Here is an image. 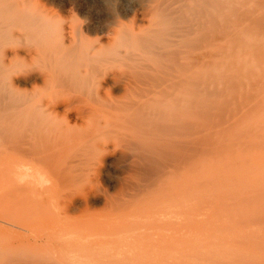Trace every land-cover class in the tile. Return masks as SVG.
Returning <instances> with one entry per match:
<instances>
[{"label":"bare ground","instance_id":"6f19581e","mask_svg":"<svg viewBox=\"0 0 264 264\" xmlns=\"http://www.w3.org/2000/svg\"><path fill=\"white\" fill-rule=\"evenodd\" d=\"M37 1L0 0V119L7 125L0 127V138L9 140V151H14L9 166L19 157L36 160L55 177V185L48 194L39 195L23 187L30 214L26 228L30 235H38V244L34 250L11 252L7 260L10 264H53L46 255L36 253L42 248L65 253L66 261L54 258L66 264L71 257L83 264H136L142 244L153 252L150 258L139 256L146 264H185L187 250L193 249L188 236L198 231L202 215L205 159L214 158L219 150V131L211 136L206 130L218 122L223 113L218 111L226 103L216 96L220 106L224 103L216 111L215 95H219V83L226 88L236 84L237 60H249L248 36L255 32L252 29H262L263 20L232 23L240 16L233 13L236 20L225 18L226 24L220 20L228 17L223 9L228 8L224 10L228 13L242 8L239 0L241 7L237 5L235 11L230 10L234 4H229L234 0L227 1L231 7L224 0H125L133 18L127 23L121 16L114 17L106 26L107 33H102L104 41L103 35L92 37L72 24H56L55 16ZM247 1L252 7L260 6L255 0ZM248 60L239 62L240 66H247ZM254 83L248 86L259 82ZM258 102L263 108L264 103ZM258 102L243 113L249 114ZM239 133L241 140L243 132ZM238 135L234 137L240 141ZM86 179L88 188L83 183ZM100 181L107 187L100 186ZM53 200L58 211H53ZM98 206L108 212L92 213ZM78 212L82 215L73 216ZM144 214L156 218L154 228L151 223L146 226L150 235L155 227L159 230L154 238L135 229L139 227L136 219ZM68 232L77 233L78 238L62 241L60 234ZM145 235L152 240H145ZM198 259L199 263H193L208 262ZM232 260L227 261L235 264Z\"/></svg>","mask_w":264,"mask_h":264},{"label":"rangeland","instance_id":"374dc122","mask_svg":"<svg viewBox=\"0 0 264 264\" xmlns=\"http://www.w3.org/2000/svg\"><path fill=\"white\" fill-rule=\"evenodd\" d=\"M227 1L230 2L231 0H226V1L224 0V2L226 3V4L224 3L226 7L229 6V5H227ZM234 1H235V3H233ZM234 1L232 3H229L231 5L234 4V6H235V7L229 6V7H231L230 10H232L234 8H235L234 11L237 10L238 7L239 8L241 7L239 5V4H241L242 8L243 7L245 8L244 9L245 11L247 8V10L253 9L252 12H255V11L256 12L252 13L250 10L246 11V12L245 11L241 12L242 8L240 9L241 11L238 9V12L240 11V13H238L237 11H235L237 13H235L233 11L228 12L229 14L231 13L230 17L232 15V13L234 15L236 14L237 16L239 14L240 16H238V20H236L235 19L236 17L235 18L234 17L229 18V14L227 13V11H224V10H227L228 8L223 9V12H225L228 17H223L222 15H224V13L221 14L222 13V7H220L221 8L220 14L223 17L220 20H222L224 23L226 21V23H227L229 21L228 19H231V21L234 19L236 21L235 22L232 21V23H238L239 20L242 19L239 22L241 24L242 23L245 24L244 22H246V24L249 22H251V24H255L256 22L254 20L257 18V19L263 20L262 21L263 27H262V29H260V28L259 29L258 28L252 29V30H255V32H251L250 33L251 35L248 36L247 44L252 45V46L250 45L252 49L248 51L250 53L249 54L250 57L248 55L249 60L248 59H241V61L243 63H246L245 61L248 60L249 64L246 66L245 64L242 63V66H240L241 64L239 62H241V61L237 60V61H239V62H237L238 70H237V73H235L236 76L233 75V76H235L233 78L234 79L236 78L237 82L240 80L238 82L239 83L238 85H240V86H236V84H237L236 81H234V82H236L234 87L231 86L229 88H226L227 86L223 85L225 87L224 88L222 86L223 82H222V84L219 83L218 90H220V91H218V93H217L219 95H215V98L217 96L221 100L223 97L221 102L225 101L226 102L225 104H228V105L225 106V104L222 103L221 106H223V104H224V106L221 108V110L219 109L220 111H218V107L220 108L221 106L219 105L220 100H218L216 98V101H218V102H215V103L216 104L218 103V105L215 106L216 107L215 109H217L216 111H218V113H221V112H223V113L220 114V118H219L220 122L218 120V122H216V124L213 127L209 126V128L206 129L207 131L210 132L209 134L211 136L212 135L214 136V131H219L216 133V138L217 139L220 138V140L218 139L216 141V144L218 142V145H216V147H219V150H218V155L215 156L214 158H213V156H211V157L205 159V164L203 167L204 189H203V196H202V207H203L202 215H201V219H200L199 228L197 229L198 231L192 232L188 236V245H189L190 249L193 248L195 251L197 250L196 252H198V250H200V252L203 251V253L201 252V254H200V252H198V253L200 255L204 254L203 257L205 256L204 258H206V259L202 258V259H204V261H207V259H208V262H209V261H212L213 259H215V261L218 259V261H219V262L217 261L218 264L219 263L220 264L221 263L234 264L231 262L228 263L229 261H227V260H232V258L234 257L232 262H234L235 259H237V258H242L241 260H243V262L240 259H239V261L236 260L235 264H237V262H238V264H246V263L251 264L252 262H253L252 264H254L255 262L253 261V259H255L257 262L255 264H258L260 259H262L264 261V257H262V254H261V253H264V210H263L264 209V187H263L264 186V175H263V173H264V168H263L264 167V125H263L264 124V122H263L264 121V105L262 108L261 106H259V102H258V100H259L260 102L264 103V99H263L264 97L263 98L261 97L262 95H264V89H263L264 88V85H263V83H264V19H263L264 18L263 17L264 16V9L263 8L264 7H262L264 4L263 3L264 1L263 0H261V1L255 0V2H257V4H259L260 6L256 5V6H259V8H257V7H254L255 5H253V7L258 9V10L254 9L251 6L252 3L247 1V0H244L245 2L239 0L238 1L239 4H237V0H234ZM246 1H247L248 5L245 4ZM259 1H260V3H259ZM242 2H244L243 4L245 6L242 4ZM37 3L40 7L46 8L47 11L50 12V14L55 16L56 24H69V25L72 24V26H75L74 27L75 29H77V28H78L77 30L82 29L83 31H85V33L87 35H88V33H90L92 35V37H96L98 34H100V35L106 34L107 33V30H106L107 27L106 26H107V24H112V20L114 17L121 16V19H123L125 22L127 21V23H129L130 19L133 18V14H134L132 12V9L129 8V6L125 2V0H122V1L121 0H38ZM40 3L43 6H41ZM261 4H262V6H261ZM223 5L221 4L220 6H223ZM237 5H238V7H237ZM248 6H249V8H248ZM246 13L247 14L250 13L249 14L250 16L247 15L248 16L247 17ZM251 13H252V15L254 14L253 17H251L252 16ZM257 16H260V17H257ZM137 18H138L137 22L142 23L141 16L139 15V16H137ZM225 18H227L228 21ZM60 19L62 20V23H61ZM221 24H223V23H221ZM103 31H105V32H103ZM103 36H104L103 40L106 41V36L105 35H103ZM255 51H257V52H255ZM261 55H262V57H261ZM238 63H239L240 68L238 67ZM238 71L240 74L238 73ZM227 73L229 75H231L230 73H232V72L230 71ZM238 77H239V79H238ZM241 78L243 79V81L241 80ZM260 81L262 83H260ZM251 82H255V83L259 82V83H256L257 85L254 83V85H256V86H254V87L250 86L249 87L248 85H253V84H251ZM241 83H242V85H241ZM222 87L224 88L223 92H221L222 89H220ZM260 88H262V89H260ZM248 89H250V92L247 95V93H248L247 91H249ZM259 89L261 91H259ZM243 91H245L244 94H243ZM222 93L224 94L223 96L221 95ZM231 93H232V95H231ZM257 93H260L262 95H260L257 98L256 96H258V95L255 96V94H257ZM251 95H252L253 100H254V97H256V99L254 101L258 102V106H255V107H258L259 109L253 107V110L248 112L249 114L243 113V112H246L248 110H251V106L255 105L254 101L251 103V100H250ZM246 96L247 97L249 96L247 98L250 100L249 101L250 103L248 102L249 105L246 102L247 99L245 100ZM235 102L239 103V104L237 103L239 107L237 106V104H234ZM263 103H260V105ZM240 104L241 105L243 104L244 106L243 105L241 106ZM256 105H257V103H256ZM234 106H236L237 108ZM260 108H262V109L260 110ZM256 109H258V111H256ZM224 112H225V114H224ZM255 113H257V114H255ZM223 114H224V116H223ZM252 115L254 117H252ZM247 117H249V119H247ZM4 120L5 119H3L2 121H4ZM0 121H1V119H0ZM2 121L0 123V124H2V125H0L1 129H2V126H4L5 128L7 126V125L5 126V123H2ZM4 122H6V120ZM242 122H244V124ZM207 124H209V123H207ZM252 124H254V125H252ZM234 125L236 127H234ZM247 125L249 128L251 125L252 126L249 129L247 127ZM252 127H253V129H252ZM254 127H256V128L254 129ZM260 128L261 129L263 128V129L261 130ZM247 129H249V130H247ZM246 130L248 131V133H246L247 132ZM226 131H228V134ZM238 131L243 132V135L245 137L244 140H243V135H241V140H240V138H239L240 133ZM249 131H250V133L252 132L253 134H252V136H250L248 138V135H251L249 133ZM260 132H261V134H260ZM254 133H259V134H256V136H255ZM229 134H231V135H229ZM226 135H227V137H226ZM234 135H235V137L238 135L237 139H239L240 141L236 140ZM253 135L256 138H254ZM224 136H225V139L228 140V143L231 142L234 145V142H235V146H233V145L229 146V144L226 143ZM232 137H233V142L231 141ZM222 138L224 141L222 140ZM228 138H230V140ZM234 138H235V140H234ZM252 138H253V140L255 139V141H253ZM256 139H258V140H256ZM260 139H261V143L263 142L262 146L260 143ZM247 140H249V141H247ZM250 140H252V142ZM1 141H3V142H1ZM244 141H247V143L249 142V145L246 142H245V145L241 144V143H244ZM238 142L241 146H239V144H236ZM258 142H259V144L257 145V148H256L255 144H257ZM9 143H10L9 140H7L6 138L5 139L0 138V260H1L0 262L2 264H6V262H7V264L9 263V259L7 260V258H9V254L11 252L19 251V250H23V249L24 250H27V249L28 250H30V249L34 250L33 246L35 244H38V235L36 233L30 235L31 232L27 231V228H26V224H27L28 219L30 217V216L28 217V215H30V214L27 211L26 202H25L26 201V191H24V190H26V189L23 190V187L16 185L15 182L13 181V179L11 178L12 177V175H11L12 167L9 166V163L11 162V159H13V157L11 156L12 155L11 151H13V150L11 149V151H9V149H10L9 146L11 145ZM251 143L253 146H251ZM236 145H238V146H236ZM254 146H255V148H254ZM258 146H259V148H258ZM246 150L248 152H246ZM9 152H11V153H9ZM18 155L19 154L17 153V157H18ZM19 156H21V155H19ZM213 161H214V163H213ZM215 163L217 165H215ZM259 168H260V170H258ZM255 178L257 179V181H255L256 180ZM83 183H85L84 187L88 188L87 187L88 186L87 185L88 184L87 179L85 181H83ZM14 184H15V186H14ZM104 184H105L104 181L103 182L100 181V183H99L100 186L107 187V185L105 184L106 186H104ZM81 185H82V182H81ZM232 185H234V186H232ZM259 186H260V188H258ZM24 188H26V186H24ZM14 189H16V190H14ZM249 190L252 192H250ZM255 190H256V193H255ZM13 192H14V194H13ZM235 194H237V195L235 196ZM228 196H229L230 200H229ZM21 199L25 202V204H23V201ZM15 200H17V201H15ZM18 201H19V203H18ZM223 204H225V205H223ZM223 208H224V210H223ZM96 210H97V212H95ZM235 210H236V212H235ZM92 211L96 214H101V213H107L108 209H105L104 206H100V207L98 206L95 209H92L91 212ZM78 215L80 216V215H82V213L78 212V214L77 213L73 214V216H75V217ZM150 217L152 218L153 216H148V215L144 214L143 216H140L139 218H137L136 223H138L139 227L138 228L136 227L135 229L139 230L138 232H140V233L142 232L141 235H143V233H144L146 235L148 234L149 237H153L156 234L158 229H156V227H155V230H153V232H151V235L149 234L150 229H147V228L150 226V223L152 226V222H156V218H154V219L152 218L154 220L153 221V220H150L151 219ZM143 218H145L147 220H145ZM148 218H150L149 221H148ZM131 220L133 221V218H131ZM143 225L145 227L146 226H148V227L144 228ZM20 226H22V227H20ZM142 226H143V228H142ZM25 228H26V230H25ZM152 228H154V227L152 226ZM137 230L134 233H138ZM151 231H152V229H151ZM154 232H155V234H154ZM140 233L138 235H140ZM158 234H159V232H158ZM141 235L138 237L141 238ZM146 235H145V237H146ZM156 236L157 235H155V237ZM35 238H36V240H35ZM146 238H145V240L151 239V238H147V239ZM141 246H142V244H141ZM141 246H138V247L140 249L142 248V250H144V251L141 250L143 253L141 251L137 252L138 253V259L142 258V257H139L141 255H143V257H145V255H146L148 258H150L152 256L153 252L152 251L150 252V250L148 249L149 252L151 253V255H150V254H148L149 253L148 250H146L145 248H143ZM139 248H138V250H140ZM193 249L190 251L187 250L186 253L188 255L186 254L187 256L185 255V258L187 259V257H188V259H187V261H186V259H184L185 262L187 264H189L190 262L193 263L194 262L193 260L196 261L198 259L197 256H199L200 259H198V261L200 260V263H201V261L203 263H205L201 259V256L199 254H197L196 252H194ZM37 251L38 252H36V253L39 254V256L46 255L45 257H47L53 264H54V262L56 264H58V263L63 264V262H64V264H66L65 263V261H66L65 257H67V256L65 253H64L65 255L63 253H59V255H58V253H56V252L53 253V251H52V253L45 252L42 248L38 249ZM145 251L148 253H145ZM191 251L194 253H192ZM204 251H207V252H205L206 254L204 253ZM7 252H8V255H7ZM210 252L212 255L214 254V252L215 253L217 252L216 254L213 255V256L216 255V257H212ZM219 252H220V254H218ZM164 253H166V251ZM167 253H169V252L167 251ZM155 254H156V252H155ZM190 254H192L191 255L192 258L194 255L197 258L195 257V259H192L191 257H189ZM209 254H210V256H209ZM217 254H218V256H217ZM5 255H7L8 257H4ZM148 255H150V256H148ZM245 255L246 256L249 255L248 258L252 257L253 259L250 258V260H251L250 261ZM54 256H57L56 258L59 257L61 260H65V261L62 262L60 259L57 260L56 258H54ZM166 256H168V255L166 254ZM243 256H245V258ZM253 256H259L260 259H258V257L255 258ZM210 257H212L213 259ZM148 258H147V262H149ZM190 258L192 259V261L189 260ZM4 259L6 260V262ZM138 259H137L138 263L135 262L136 264H139L140 262H142V259L144 260L142 262V264H146V263H144L146 261L145 258H142L140 260H138ZM244 259L247 261L246 263L244 262L245 261ZM3 260H4V262H3ZM225 261L227 263H225ZM248 261H250V262H248ZM121 263L122 262H120V264ZM197 263H199V262H197ZM207 263H205V264H207ZM214 263L215 262H213V264ZM262 263L259 262V264H262ZM78 264H83V263L78 262ZM85 264H87V263H85ZM88 264H90V263H88ZM95 264H99V263H95ZM101 264H103V263H101ZM147 264H150V262ZM208 264H211V262Z\"/></svg>","mask_w":264,"mask_h":264},{"label":"clouds","instance_id":"9594fccd","mask_svg":"<svg viewBox=\"0 0 264 264\" xmlns=\"http://www.w3.org/2000/svg\"><path fill=\"white\" fill-rule=\"evenodd\" d=\"M12 179L16 185L27 186L34 194H48L55 185V177L36 160L20 157L12 165ZM53 211H58L56 201H51ZM62 241H71L78 238L77 233H61L59 237ZM70 264H78L76 257L70 258Z\"/></svg>","mask_w":264,"mask_h":264}]
</instances>
